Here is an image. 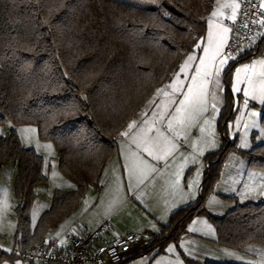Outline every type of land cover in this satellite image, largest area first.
I'll return each instance as SVG.
<instances>
[{
  "label": "trees",
  "instance_id": "obj_1",
  "mask_svg": "<svg viewBox=\"0 0 264 264\" xmlns=\"http://www.w3.org/2000/svg\"><path fill=\"white\" fill-rule=\"evenodd\" d=\"M213 2L0 0V125L35 126L38 138L54 145L59 172L75 186L68 191L55 189L49 208L31 228L34 189L47 181L44 159L33 148L22 146L14 128L0 135V168L11 163L16 166L13 212L17 248L43 242L49 229L79 203L87 186L99 187L108 160L118 150L120 131L203 40V16ZM261 56L264 35H257L254 46L226 67L225 102L217 122L221 145L204 156L198 199L171 212L167 223L152 235L148 249L154 252L148 253L157 255L169 243H178L197 216L208 219L222 246H264V201L236 202L221 216L203 208L230 154H238L250 169L264 172V142L241 150L237 138L230 140L226 133V124L233 117L231 72L237 62ZM259 109V123L264 128V104ZM15 259L24 261L14 251L8 254L0 249V263ZM184 260L186 264H242Z\"/></svg>",
  "mask_w": 264,
  "mask_h": 264
},
{
  "label": "crops",
  "instance_id": "obj_2",
  "mask_svg": "<svg viewBox=\"0 0 264 264\" xmlns=\"http://www.w3.org/2000/svg\"><path fill=\"white\" fill-rule=\"evenodd\" d=\"M223 2H225V0H221V3ZM236 2L238 3V0H236ZM219 7L220 4L217 3V0H214L210 12L203 16V19L206 21V31L203 40L200 42L201 48L196 47L194 50L188 52L179 63L177 70L173 73L170 80L157 89L163 88L165 85L173 82L175 74L179 72L180 65L184 63L188 55L195 54L197 58L202 55L201 49L207 37V20L211 18L212 11ZM230 14V9H224V16L212 19L215 22H222L223 26L227 27L226 24L232 21L228 18ZM257 31L261 34L264 33V26L259 25ZM221 58H223V56L217 58V63ZM260 59H264V56L253 58L247 62L252 63L253 60ZM230 61L231 60L225 65L224 71ZM196 63H198V59L193 62L192 68L188 70L189 77L194 71ZM224 71L220 77V88H216L214 84L208 86L209 111L200 118V126L204 127V133H200L198 128L190 130L188 142L181 141V143L184 144V147L180 150L183 155L177 154L178 158L174 163H171V158H169L171 167L165 168L164 162L161 161L157 166L161 169L162 174L154 173L152 177L138 186L135 184V181H133L132 187H128L127 173L124 168L126 161L121 155V144L125 141V138L121 137L120 133L127 128L131 121L139 120L141 114L145 111L149 113V116L151 115L154 106L144 108V105L120 131L117 139L118 150L108 160L101 176L99 187L94 185L87 186L79 203L62 221L49 229L46 238H53L59 245H65V236L67 233L77 231L78 228H95L102 219H107L111 223L108 237L124 233L136 234L137 232L142 235L140 245L132 254L137 255L135 257H132V255L128 256L121 264H186L184 258L198 262L212 260L222 261L223 259H216L209 255L213 252H208L207 254H202V252H200L195 255H190L188 252H161L157 255H153V253L140 251L144 245L143 238L147 237L150 243L152 235L159 231L161 225L167 223L173 210L194 203L199 197L205 169V163L203 161L204 156L218 149L222 142L221 133L217 128V122L225 102ZM180 80L183 81L185 86L189 83V80L185 78L183 73H180ZM156 90L151 96V100L155 96ZM168 91L170 92L171 90L169 89ZM213 92H215L217 97L215 102L218 110L215 113H213L211 109V104L213 102L211 94ZM162 98L163 97H157V103H159ZM204 120H208L209 123L204 124ZM19 140L21 142L20 137ZM207 141H214V146L211 143H206ZM252 146L253 143L251 144V147ZM194 147L195 156H193ZM201 150L202 154H200ZM184 155L188 156L186 164L184 163ZM153 163L155 162L153 161ZM182 164L183 168L180 169V165ZM15 167L14 165V168ZM178 170H180V174L177 177L174 173ZM250 173L254 175L250 176ZM117 179H119L120 184L119 190L117 189ZM177 180L178 183H175ZM190 183H193L192 187H189ZM246 185L255 190L249 192L248 188L245 187ZM261 186H264V172L250 169L238 154H230L223 166L221 177L213 193L205 200L206 210L214 216H221L230 211L236 202L247 203L264 201V196L258 195ZM74 188V184L69 180L68 182H64L62 187H60V189L67 191L73 190ZM244 193L248 194L242 195ZM114 200H118L119 202L112 206L111 211H108L109 205L112 204ZM197 219L199 218L189 223L187 232L180 237L179 242L185 241L191 235L198 236L199 239L202 240L204 236H207L209 238L207 240L215 242V233H209L205 224H201ZM204 241H206V239H204ZM252 244L253 243H248L242 248L252 247ZM14 246L15 244L12 247ZM238 262L246 264L243 261Z\"/></svg>",
  "mask_w": 264,
  "mask_h": 264
},
{
  "label": "snow or ice",
  "instance_id": "obj_3",
  "mask_svg": "<svg viewBox=\"0 0 264 264\" xmlns=\"http://www.w3.org/2000/svg\"><path fill=\"white\" fill-rule=\"evenodd\" d=\"M217 3L220 4V7L213 10L211 18L207 20V37L201 49L202 55L199 58L195 54L188 55L184 63L180 65L179 72L175 74L173 82L157 89L153 99L148 102L149 106H154L151 115L149 116V113L145 111L139 120L131 121L127 128L120 133V136L125 138L121 144V155L126 161L124 168L127 173L129 188L132 187L133 181L138 186L152 177L154 173L162 174L161 169L157 166L159 162L163 161L165 168L171 167V163H174L178 158L177 154L183 155L180 152L181 148L184 147L181 141L188 142V134L191 129L198 128L200 133L205 131L204 127L200 126V118L209 111L208 86L214 84L216 88H220V77L225 65L229 60L235 59L230 50L227 54L223 52L228 44V34L231 32V28L223 26L222 22H215L212 18L222 17L224 16V9H230L231 14L228 18L235 21L237 10L240 8L236 0H225L223 3L221 0H217ZM259 7L264 8V0H261ZM165 15L168 13L165 12ZM251 23L264 26V19H253ZM247 26V24L242 25V27ZM257 35L264 34L257 33ZM196 47L201 48V45L197 44ZM221 56L223 58L219 59L217 63V58ZM197 59L198 63H196L195 69L189 77L188 70L192 68L193 62ZM180 73H183L185 78L189 80L186 86L180 80ZM242 73L243 79H241ZM241 84L246 85L243 89L245 97H251V99L259 100L264 104V59L253 60L251 64L236 68L232 91L234 93L240 92ZM211 95L213 101L211 109L215 113L218 110L215 102L217 97L215 92ZM157 97H163L159 103H157ZM244 104L247 106L248 99L244 100ZM251 115H256V113H251ZM203 123L207 124L209 121L204 120ZM20 131L22 133H35L36 129L25 128ZM206 143H211L214 146V141H207ZM47 147L51 146L48 145ZM200 154H202V150ZM193 156H195V147L193 148ZM169 158H171V163ZM187 160L188 156L184 155L185 164ZM182 168L183 164L180 165V169ZM179 174L180 170L174 173L177 177ZM249 175L254 174L250 173ZM175 183H178V180ZM193 183H190L189 187H192ZM245 187L248 188L249 192L255 190L247 185ZM119 188V179H117V189L119 190ZM258 195L264 196V186H261ZM118 202V200H114L109 205L108 211H111L112 206ZM3 203L6 206V200ZM203 223H205L207 231L212 233L211 225L206 222ZM169 251H173V249L170 247ZM227 255L233 256L234 254L229 252ZM261 256L262 260L259 264H264V253H261ZM236 258L240 259V257ZM246 264H253V262L247 261Z\"/></svg>",
  "mask_w": 264,
  "mask_h": 264
},
{
  "label": "rangeland",
  "instance_id": "obj_4",
  "mask_svg": "<svg viewBox=\"0 0 264 264\" xmlns=\"http://www.w3.org/2000/svg\"><path fill=\"white\" fill-rule=\"evenodd\" d=\"M245 64H251L246 62L236 63L234 66L230 81H229V91L230 100L233 110V117L230 122L226 124V133L230 140L237 138L238 147L241 150H248L252 143L260 144L264 142V128L260 126V106L262 103L259 100H253L251 97H245L243 95V89L246 85L241 84L240 92L234 93L232 91V84L235 82V70L238 67H242ZM223 73V72H222ZM241 79H243V73L241 74ZM248 99V104L245 106L244 100ZM151 100V98H150ZM145 104L144 108L149 107V101ZM142 112V110H141ZM251 113H256V115H251ZM253 122L254 126H253ZM14 128L17 132L18 137L21 138L22 146L27 148H33L38 154H40L44 159V174L47 181L37 185L34 189V200L30 210V225L33 228L39 218V216L46 211L51 203V198L55 189H60L64 182L68 180L59 172L56 162V149L51 142L41 141L37 136V131L35 133H22L20 130L25 128H35L33 125H17L14 126L10 122H5L0 125V135H5L9 133L10 129ZM254 132V134H253ZM254 135L252 139L251 136ZM50 145L51 147H47ZM15 176L14 163L2 166L0 168V233L3 235V239L0 240V249L4 252L11 254L12 246L15 244V233H16V222L14 218V206L16 205L17 198L13 192V182ZM215 189V188H214ZM62 190V189H60ZM6 200V206L3 203ZM204 210L207 212L206 204H203ZM210 214V213H209ZM213 215V214H211ZM199 218L201 224L211 225L215 233V229L212 224L208 221L205 216H197L194 219ZM193 219V220H194ZM188 228V227H187ZM136 234H139L138 232ZM206 239V241H204ZM204 239H199L198 236L191 235L185 241L178 243H169L162 252H188L190 255L210 253L216 259H223L222 261L236 262L238 261H251L253 264H259L262 260L261 253H264V246L253 243L252 247H244L242 249H235L230 247H225L216 242L209 241L207 236ZM144 245L140 252H154L149 251V239L147 237L143 238ZM173 251H169V248ZM257 249V250H256ZM206 252V253H205ZM215 252V253H214ZM233 253V256L227 255V253ZM236 257H240L237 259ZM214 261V260H212ZM218 261V262H222ZM0 264H30L29 262L22 261L20 259H15L13 262H3Z\"/></svg>",
  "mask_w": 264,
  "mask_h": 264
},
{
  "label": "built area",
  "instance_id": "obj_5",
  "mask_svg": "<svg viewBox=\"0 0 264 264\" xmlns=\"http://www.w3.org/2000/svg\"><path fill=\"white\" fill-rule=\"evenodd\" d=\"M240 8L235 21L228 22L231 28L224 54L229 50L235 58L244 50L254 46L259 24L253 19H264L261 0H238ZM247 24V27H242ZM250 38H252L250 40ZM242 49V50H241ZM111 223L102 219L92 229H81L66 234V244L59 245L53 238H47L32 248L12 247L21 259L36 264H121L132 255L142 241L141 234L124 233L108 237Z\"/></svg>",
  "mask_w": 264,
  "mask_h": 264
}]
</instances>
